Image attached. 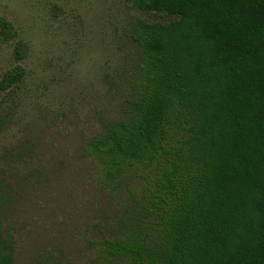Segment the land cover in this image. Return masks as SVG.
<instances>
[{
	"label": "trees",
	"instance_id": "16d2710c",
	"mask_svg": "<svg viewBox=\"0 0 264 264\" xmlns=\"http://www.w3.org/2000/svg\"><path fill=\"white\" fill-rule=\"evenodd\" d=\"M126 5L140 49L132 114L86 151L107 196L129 203L123 233L104 241L106 258L264 264V0ZM16 37L0 15V43ZM25 54L18 45L17 58ZM26 76L22 66L8 70L0 92Z\"/></svg>",
	"mask_w": 264,
	"mask_h": 264
},
{
	"label": "rangeland",
	"instance_id": "374dc122",
	"mask_svg": "<svg viewBox=\"0 0 264 264\" xmlns=\"http://www.w3.org/2000/svg\"><path fill=\"white\" fill-rule=\"evenodd\" d=\"M0 15L17 30L0 43V78L17 66L27 72L0 92V255L110 264L103 244L123 233L129 203L107 196L86 151L132 114L140 49L126 0H0Z\"/></svg>",
	"mask_w": 264,
	"mask_h": 264
}]
</instances>
